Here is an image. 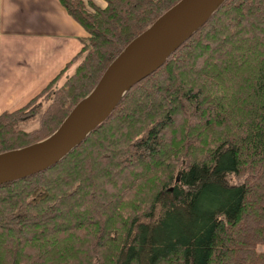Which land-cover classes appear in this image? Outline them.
Segmentation results:
<instances>
[{"label": "trees", "instance_id": "1", "mask_svg": "<svg viewBox=\"0 0 264 264\" xmlns=\"http://www.w3.org/2000/svg\"><path fill=\"white\" fill-rule=\"evenodd\" d=\"M58 1L82 49L0 113V153L50 135L179 0ZM0 264H264V0L223 2L59 162L0 185Z\"/></svg>", "mask_w": 264, "mask_h": 264}, {"label": "water", "instance_id": "2", "mask_svg": "<svg viewBox=\"0 0 264 264\" xmlns=\"http://www.w3.org/2000/svg\"><path fill=\"white\" fill-rule=\"evenodd\" d=\"M225 1L179 0L162 13L122 49L50 135L0 153V185L59 162L110 115L132 86L159 68Z\"/></svg>", "mask_w": 264, "mask_h": 264}, {"label": "crops", "instance_id": "3", "mask_svg": "<svg viewBox=\"0 0 264 264\" xmlns=\"http://www.w3.org/2000/svg\"><path fill=\"white\" fill-rule=\"evenodd\" d=\"M86 35L58 0H0V113L40 92L81 51Z\"/></svg>", "mask_w": 264, "mask_h": 264}, {"label": "rangeland", "instance_id": "4", "mask_svg": "<svg viewBox=\"0 0 264 264\" xmlns=\"http://www.w3.org/2000/svg\"><path fill=\"white\" fill-rule=\"evenodd\" d=\"M69 74V72L67 73V75ZM37 121L36 120H31L29 121L28 123H24V124H21V127L25 130H29L33 127H35Z\"/></svg>", "mask_w": 264, "mask_h": 264}]
</instances>
